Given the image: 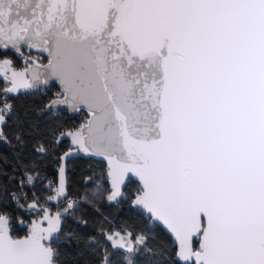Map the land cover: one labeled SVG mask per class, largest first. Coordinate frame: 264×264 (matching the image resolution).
I'll use <instances>...</instances> for the list:
<instances>
[{
  "label": "snow or ice",
  "instance_id": "snow-or-ice-1",
  "mask_svg": "<svg viewBox=\"0 0 264 264\" xmlns=\"http://www.w3.org/2000/svg\"><path fill=\"white\" fill-rule=\"evenodd\" d=\"M24 46L47 63L15 71L0 59V125L14 115L11 95L58 83L46 109H87L60 135L107 160V201L129 199L122 186L138 178L131 205L144 229H98L104 239L86 241L97 264H264V0H0V49ZM59 197L64 214L95 206L66 197L63 166L49 199ZM11 198L41 219L13 238L0 205V264H60L57 242L81 237L59 235L62 213L38 198ZM156 222L175 249L150 243Z\"/></svg>",
  "mask_w": 264,
  "mask_h": 264
},
{
  "label": "trees",
  "instance_id": "trees-1",
  "mask_svg": "<svg viewBox=\"0 0 264 264\" xmlns=\"http://www.w3.org/2000/svg\"><path fill=\"white\" fill-rule=\"evenodd\" d=\"M46 57L43 52L27 53L23 49L22 53H14L11 50L0 49V59L11 60L12 68L15 70L23 67L22 60L30 62L34 59L37 63H46ZM5 85L6 82L0 79V88ZM59 91L57 85L53 84L44 91L10 97L14 115L8 117L7 122L1 127L7 142L0 141V205L5 206L10 214V234L13 238L24 237L31 227V222L40 217L34 211L19 209L11 198L13 193L17 194L22 204L38 198L51 213L63 212L67 207L68 199L65 197L60 198L57 204L49 199L55 195L60 157L69 149L68 142L62 141L57 144L56 142L61 132L76 130L88 117L84 111L77 112L74 116L66 112H47V104L56 98ZM17 134L22 137L23 143L15 139ZM41 144L46 148L42 153L35 150ZM66 168V197L80 200L87 194L95 201V206L81 202L78 208L69 209V213L74 215L66 214L62 219V232L59 235L76 233L81 239L79 242L75 239L57 242L60 264H97V258L86 241L89 237L104 239L103 236H99L98 229L102 227L109 234L113 232L126 234L129 231L139 233L144 229L145 221L131 205V197L138 183L130 179L127 188L123 190L130 198L117 204L107 201L106 191L101 192L102 189L110 191L105 175L107 168L102 161L78 156L70 159ZM26 174L33 177L32 183L27 182ZM21 180L25 181L22 192L26 194L27 200L21 195ZM98 192L100 195L97 196ZM81 220L87 221V224L81 223ZM153 229L150 236L152 245L166 247L169 250L176 248L173 238L157 223L153 225ZM106 243L110 246V242ZM172 255L174 258V252Z\"/></svg>",
  "mask_w": 264,
  "mask_h": 264
},
{
  "label": "water",
  "instance_id": "water-1",
  "mask_svg": "<svg viewBox=\"0 0 264 264\" xmlns=\"http://www.w3.org/2000/svg\"><path fill=\"white\" fill-rule=\"evenodd\" d=\"M23 49H25V51L28 53V52H36L38 49H28L26 46H24L23 47ZM1 50H11L12 52H14V53H17V52H15V50H12V49H1ZM46 55H47V53H46ZM23 56V55H22ZM20 58V57H19ZM34 59H32L31 61H33ZM31 61L29 62V63H31ZM36 61V60H35ZM47 63V62H46ZM45 63V64H46ZM22 64H23V67L20 69V70H15V71H22L23 69H24V67H26L27 66V62H26V60H22ZM9 75H10V73H9ZM0 79H2L3 80V72L2 71H0ZM53 84H56L57 85V87L59 88V90H60V86H59V84L58 83H55V82H50V84H49V86H47V87H45V89L44 90H47L49 87H51V86H53ZM43 87V86H42ZM25 91H27V93H32L33 91H35V90H21V94H17V95H22L23 93H25ZM17 95H11V96H14V97H17ZM49 104V103H48ZM47 104V105H48ZM46 111H47V109H46ZM83 111L87 114V109H83ZM47 112H51V113H55V112H61V113H68L70 116H74L77 112H75V111H73V110H71V109H69L67 106H63V105H61V106H59L58 107V110L57 111H55V112H52V111H47ZM4 125V124H3ZM1 127H2V125H0V131L2 130L1 129ZM59 138H58V140H57V142H56V144L58 143V142H62V141H65V142H68V147H69V149H68V151L66 152L68 155H65L66 153H64L60 158H61V162H60V166H59V170H58V173H57V185H56V187H58L59 186V180H60V168L63 166L64 167V180H65V192H66V185H67V179H66V173H67V168H66V164H67V162L70 160V159H72V158H76V157H78V156H81V157H84V158H86V159H89V158H92V159H94V160H96V161H98V162H100V161H102L104 164H105V166H106V168L108 167V162H107V160L106 159H104V157H102V156H96V155H92V154H85V153H83V152H80V151H78V149L76 148V146L75 145H73L72 144V142H71V137H68L67 135H65V136H63V137H61V135H59L58 136ZM106 177H107V171H106ZM130 179H133L134 181H136L137 183H139L138 182V178H136V177H134V176H132L131 174H128V177H126V184H127V182L130 180ZM107 181H108V188L110 189L111 188V185H110V181L108 180V177H107ZM122 190H124V187L122 186ZM60 198H64V197H59V198H57V199H55V200H51L54 204H57L58 203V201H59V199ZM119 199V198H118ZM48 202H49V200H48ZM112 202H115V201H112ZM35 213V212H34ZM55 213H57V212H54V213H52V214H55ZM62 213V217L64 218L65 216H66V214H64L63 212H61ZM62 218V219H63ZM39 219H41V216L38 218V220ZM157 223V225L160 227V228H162L163 230H164V232L165 233H168V235L170 236V237H172L173 238V240H174V243H175V246H177L176 245V242H175V238H174V236L170 233V232H168L167 231V229H165L164 227H163V225H160L159 224V222H156ZM44 226L45 227H47V224H46V222H45V224H44ZM9 232H10V224H9ZM18 238H23V237H18ZM47 243V242H46Z\"/></svg>",
  "mask_w": 264,
  "mask_h": 264
},
{
  "label": "rangeland",
  "instance_id": "rangeland-1",
  "mask_svg": "<svg viewBox=\"0 0 264 264\" xmlns=\"http://www.w3.org/2000/svg\"><path fill=\"white\" fill-rule=\"evenodd\" d=\"M36 52H39V53H41V51L40 50H37ZM46 54V53H45ZM27 63H29V62H27ZM13 70H15V69H13Z\"/></svg>",
  "mask_w": 264,
  "mask_h": 264
}]
</instances>
